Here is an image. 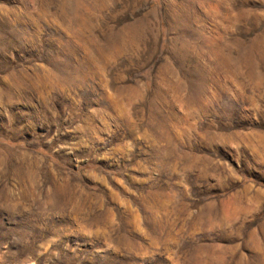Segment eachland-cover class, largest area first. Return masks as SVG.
Segmentation results:
<instances>
[{
	"label": "rangeland",
	"instance_id": "obj_1",
	"mask_svg": "<svg viewBox=\"0 0 264 264\" xmlns=\"http://www.w3.org/2000/svg\"><path fill=\"white\" fill-rule=\"evenodd\" d=\"M0 264H264V0H0Z\"/></svg>",
	"mask_w": 264,
	"mask_h": 264
},
{
	"label": "bare ground",
	"instance_id": "obj_2",
	"mask_svg": "<svg viewBox=\"0 0 264 264\" xmlns=\"http://www.w3.org/2000/svg\"><path fill=\"white\" fill-rule=\"evenodd\" d=\"M132 92V91H131ZM125 124H128V121H127V123H125Z\"/></svg>",
	"mask_w": 264,
	"mask_h": 264
}]
</instances>
